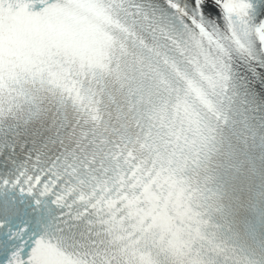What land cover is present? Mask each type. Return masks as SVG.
<instances>
[{
    "label": "snow or ice",
    "instance_id": "1",
    "mask_svg": "<svg viewBox=\"0 0 264 264\" xmlns=\"http://www.w3.org/2000/svg\"><path fill=\"white\" fill-rule=\"evenodd\" d=\"M0 264H264V0H0Z\"/></svg>",
    "mask_w": 264,
    "mask_h": 264
}]
</instances>
